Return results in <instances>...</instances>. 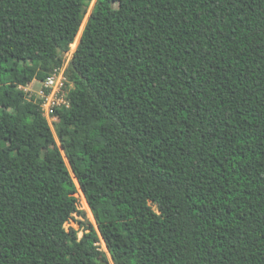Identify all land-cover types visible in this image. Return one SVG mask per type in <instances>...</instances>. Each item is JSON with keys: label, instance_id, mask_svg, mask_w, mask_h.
Returning a JSON list of instances; mask_svg holds the SVG:
<instances>
[{"label": "trees", "instance_id": "obj_1", "mask_svg": "<svg viewBox=\"0 0 264 264\" xmlns=\"http://www.w3.org/2000/svg\"><path fill=\"white\" fill-rule=\"evenodd\" d=\"M93 1L0 0V264H264V0H96L53 132Z\"/></svg>", "mask_w": 264, "mask_h": 264}, {"label": "built area", "instance_id": "obj_2", "mask_svg": "<svg viewBox=\"0 0 264 264\" xmlns=\"http://www.w3.org/2000/svg\"><path fill=\"white\" fill-rule=\"evenodd\" d=\"M80 33L77 36L75 42L71 45L70 50L65 54L63 65L61 67L55 68L44 81H37L40 84V88L37 93L38 98H35V100L39 102L43 116L47 120L53 132L56 131V126L60 121L58 112L62 109H69L71 106L70 92L73 88V84L70 82L68 77V68L79 46L81 40ZM20 88L21 90L26 91L25 88ZM30 97L33 98L34 96ZM76 198L78 199V203L80 201L82 204L85 202L86 207L90 208L80 186ZM68 223L65 225V228L67 227ZM94 226L97 227L96 221ZM101 240L102 243L105 244L102 238Z\"/></svg>", "mask_w": 264, "mask_h": 264}, {"label": "rangeland", "instance_id": "obj_3", "mask_svg": "<svg viewBox=\"0 0 264 264\" xmlns=\"http://www.w3.org/2000/svg\"><path fill=\"white\" fill-rule=\"evenodd\" d=\"M96 3V0L93 1V3L91 4L90 8L88 9V13L86 16V19L84 21L83 27L81 29V33H80V38L82 37V34L84 32V29L86 27V24L89 20L90 14L93 11L94 5ZM26 89V92L29 93L30 96H34L35 98H38V91L40 88V84L37 81L32 82L31 84H28L27 86H24L23 89ZM19 89H21L19 87ZM57 138V142L60 145L59 139ZM81 202V201H80ZM78 203V207H79V211L81 213L75 214L73 216V218L69 221L68 225L66 228H74L76 231L79 232V237L82 238L84 235V232L86 231V229L88 228V226L90 225V223L92 222L93 224H95V218L93 216V213L91 212L90 208H87L85 205V202L82 203ZM89 207V206H88ZM85 208V209H84ZM102 250L104 252L108 253V249L106 247V244H103L102 242L99 245ZM110 256V255H109ZM111 259V258H110ZM111 264H113L111 262Z\"/></svg>", "mask_w": 264, "mask_h": 264}]
</instances>
